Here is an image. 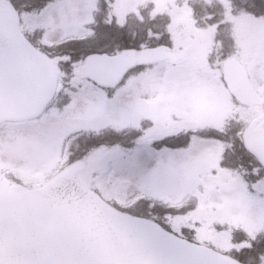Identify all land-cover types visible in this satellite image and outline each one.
Listing matches in <instances>:
<instances>
[{
	"label": "snow or ice",
	"instance_id": "6c2138e0",
	"mask_svg": "<svg viewBox=\"0 0 264 264\" xmlns=\"http://www.w3.org/2000/svg\"><path fill=\"white\" fill-rule=\"evenodd\" d=\"M218 2L0 0V264H264V0Z\"/></svg>",
	"mask_w": 264,
	"mask_h": 264
},
{
	"label": "rangeland",
	"instance_id": "374dc122",
	"mask_svg": "<svg viewBox=\"0 0 264 264\" xmlns=\"http://www.w3.org/2000/svg\"><path fill=\"white\" fill-rule=\"evenodd\" d=\"M189 4L197 19L204 16L206 12L217 16L223 12L222 5L218 0H189Z\"/></svg>",
	"mask_w": 264,
	"mask_h": 264
}]
</instances>
